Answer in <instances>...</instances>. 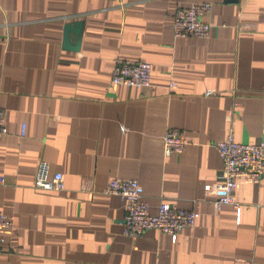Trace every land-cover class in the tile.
I'll return each mask as SVG.
<instances>
[{
  "label": "crops",
  "instance_id": "obj_1",
  "mask_svg": "<svg viewBox=\"0 0 264 264\" xmlns=\"http://www.w3.org/2000/svg\"><path fill=\"white\" fill-rule=\"evenodd\" d=\"M193 3L212 6L208 36L174 39ZM117 61L149 63L150 86H110ZM0 110V264H264V178L236 190L239 217L204 193L216 143L264 141V0H0ZM168 129L187 147L165 159ZM41 161L63 192L33 188ZM112 179L136 180L150 215L195 211V226L174 243L123 236V203L102 195Z\"/></svg>",
  "mask_w": 264,
  "mask_h": 264
},
{
  "label": "built area",
  "instance_id": "obj_2",
  "mask_svg": "<svg viewBox=\"0 0 264 264\" xmlns=\"http://www.w3.org/2000/svg\"><path fill=\"white\" fill-rule=\"evenodd\" d=\"M212 9L209 3H193L176 10L171 30L174 39H205L211 25L204 21ZM152 67L145 61H117L112 69L109 84L115 87L148 88ZM177 89L175 81H170V93ZM6 134L3 112L0 110V139ZM25 135V126H21L20 136ZM187 147L182 132L168 129L161 137L163 158L181 154ZM217 155L222 163L221 176L214 187L205 186L204 193L215 197L214 206L218 212L223 206H231L239 217L240 205L234 195L240 185L257 184L264 178V141L258 143H236L232 134L215 144ZM5 182L0 177V187ZM33 188L47 193H60L65 190L64 176L50 172L49 165L41 161L37 165ZM104 196H114L123 203L122 234L127 238H136L146 231L154 230L170 237L174 243L177 235L184 229L193 228L198 218L195 211H183L168 203H160L156 215L148 213L147 203L143 199V188L136 180H110L102 191ZM11 218L0 213V252L4 240L1 232L11 230Z\"/></svg>",
  "mask_w": 264,
  "mask_h": 264
},
{
  "label": "water",
  "instance_id": "obj_3",
  "mask_svg": "<svg viewBox=\"0 0 264 264\" xmlns=\"http://www.w3.org/2000/svg\"><path fill=\"white\" fill-rule=\"evenodd\" d=\"M80 25H79V23H75L72 27H75V28H77V27H79ZM66 29H65V40H64V46H65V48H76L77 49V47H71V46H69L68 44H67V39H66V36H67V34H68V31H69V29H71V27L70 26H66L65 27ZM78 44V43H77Z\"/></svg>",
  "mask_w": 264,
  "mask_h": 264
}]
</instances>
